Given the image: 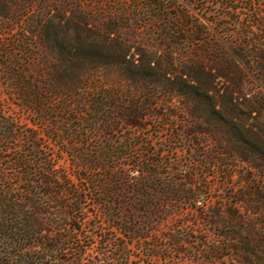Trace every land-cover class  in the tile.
Returning a JSON list of instances; mask_svg holds the SVG:
<instances>
[{"label":"trees","instance_id":"trees-1","mask_svg":"<svg viewBox=\"0 0 264 264\" xmlns=\"http://www.w3.org/2000/svg\"><path fill=\"white\" fill-rule=\"evenodd\" d=\"M112 1L122 4L116 13L141 20L129 23L126 30H156L158 44L187 53L167 57L175 74L167 76L170 71L164 70L166 90L185 98L196 124L189 133L221 141L219 156L209 163L219 166L227 190L220 206L207 210L218 232L214 239L202 240L205 257L264 264V221L259 220L264 218V136L230 118L201 79L185 77L175 67L199 64L200 73H205L200 54L211 46L200 37L205 26L190 23L183 11L170 16L171 4L165 0ZM77 2L85 13L83 0ZM32 8V0H0V74L5 77L0 80V264H130L137 242L146 244L144 255L158 260L153 237L169 222L172 199L191 195L198 200V168L193 165L182 174L179 185L166 180L162 151L136 141L147 126L142 112L145 82L133 78L121 92L123 84L114 77V67L92 64L87 46H71L41 11L31 18ZM142 10L154 15L141 19ZM250 16L248 28L256 31L262 12L253 10ZM15 23L23 27L21 36L14 32ZM237 34L236 44L245 52L242 60L264 66L262 39L238 29ZM31 43L33 50L28 48ZM190 51L197 59L188 56ZM46 55L54 61L50 76L43 78L36 69ZM123 62L131 76L141 74L143 63L125 57ZM66 72L71 75L64 79ZM63 89L80 93L72 101L59 99ZM121 123L132 130L120 146L58 144L62 127L69 134L88 125L111 131ZM73 151L76 158L68 165L64 157ZM124 156L131 161L124 162ZM98 198L107 205L102 216L109 228L89 218L87 204ZM166 238L174 246L184 245L175 233ZM91 248L94 253L87 257Z\"/></svg>","mask_w":264,"mask_h":264},{"label":"rangeland","instance_id":"rangeland-1","mask_svg":"<svg viewBox=\"0 0 264 264\" xmlns=\"http://www.w3.org/2000/svg\"><path fill=\"white\" fill-rule=\"evenodd\" d=\"M165 1L171 4L168 5L170 16L183 11L189 16L190 23H203L206 32L200 37L211 42L207 51L200 54L205 62V73H200L199 64L187 66L177 64L176 70L185 72V77L196 76L201 79L203 86L214 93L220 109L230 118L251 128L257 135L264 136V66L243 61L241 57L245 52L243 53L236 44L239 37L237 29L252 33L255 37L261 38L264 44L262 32L264 0H202L200 3L190 0ZM32 3L31 18L33 14L41 11L57 25L59 33L71 43V46H87L86 50L93 56L92 64L114 67L117 70L114 77L123 84L121 92L128 89L133 78L145 82L143 85L148 94L142 95V112L146 117L147 126L143 127V132L136 141L143 145L152 143L157 150L162 151L160 159L168 165L164 168L165 174H168L166 180H175L179 185L184 181L182 174H186L193 165L198 168L194 175L197 193H201L198 194L200 195L198 200L191 195L172 199L169 204V208L172 209L170 220L153 237L152 243L157 246L156 251H160L158 260H151L144 255L142 248L146 244L137 242L131 248L134 256L130 264L140 262L142 264H234L227 257L208 260L203 253L205 244L202 240L205 241L206 238L212 240L218 232V229L212 226V222H209L211 218L207 210L219 207L222 195L227 190L223 185L221 169L218 165L209 163L219 156L221 141L219 138L213 139L212 136L204 139L201 135L189 133L196 124L187 111L185 98L176 93L170 94L165 87V76L175 74L173 67L169 68L166 63L167 57L171 54L174 57H183L187 53L180 50L172 51L158 44L159 32L156 30L138 33L126 30L129 23H141V20L136 21L133 17L130 19L126 13H116L122 7L119 2L83 0L81 5L86 7L85 13L78 8L77 0H32ZM253 10L260 11L263 15L262 24L255 28L256 31L248 28V25L252 24L250 15ZM141 12L142 14H139L141 19L154 15L147 10ZM116 25L122 29H116ZM238 25L241 26L237 27ZM221 26L225 27L224 30L220 28ZM14 32L21 36L23 27L20 23H15ZM124 43L128 45V49ZM28 48L33 50V43ZM188 56L197 59L195 51H190ZM124 57L135 60L137 64L143 63L140 75L131 76L127 72V63L123 62ZM42 60L38 65L41 72H38L39 68L36 72L43 78H48L54 59L46 55ZM164 70L170 72L165 75ZM64 75V79H67L71 74L68 75L66 72ZM0 80H5L1 74ZM79 93L78 89H63L58 97L72 101ZM93 93L96 95L97 92ZM30 124L32 125V122ZM64 130L62 127L59 145L96 147L124 144L132 128L121 123L115 125L111 131L105 130L100 125L95 128L88 125L81 128L78 133L68 134ZM76 154V151L67 153L63 161L71 165ZM122 160L130 162L131 157L124 156ZM108 204L114 205V203ZM106 207L105 202L100 201L99 198L87 204L89 218L109 228L110 223L105 222L102 216ZM204 210L205 213L202 214ZM259 220L264 221V218L261 217ZM170 233L182 238L184 245L180 247L170 243L166 238ZM92 253L94 248L89 250L87 257Z\"/></svg>","mask_w":264,"mask_h":264}]
</instances>
